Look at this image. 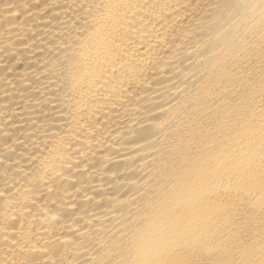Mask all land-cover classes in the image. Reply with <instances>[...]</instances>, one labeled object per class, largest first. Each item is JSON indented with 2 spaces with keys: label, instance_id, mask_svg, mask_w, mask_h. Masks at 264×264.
<instances>
[{
  "label": "bare ground",
  "instance_id": "bare-ground-1",
  "mask_svg": "<svg viewBox=\"0 0 264 264\" xmlns=\"http://www.w3.org/2000/svg\"><path fill=\"white\" fill-rule=\"evenodd\" d=\"M0 264H264V0H0Z\"/></svg>",
  "mask_w": 264,
  "mask_h": 264
}]
</instances>
